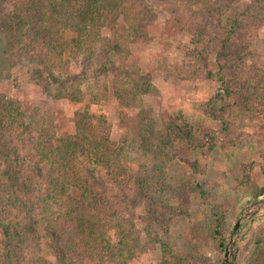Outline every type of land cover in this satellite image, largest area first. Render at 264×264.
Wrapping results in <instances>:
<instances>
[{
	"label": "trees",
	"instance_id": "16d2710c",
	"mask_svg": "<svg viewBox=\"0 0 264 264\" xmlns=\"http://www.w3.org/2000/svg\"><path fill=\"white\" fill-rule=\"evenodd\" d=\"M173 1L168 10L175 24L203 38L201 26L209 23L207 17L202 23L188 20ZM231 2L219 0L217 12L230 11ZM148 10L141 0H0V81L8 78L3 63L15 60L43 89L53 87L57 98H79L84 93L80 85L94 83L91 104L107 100V79L112 74L113 96L119 106L140 104L138 80L134 87L125 88L117 76L141 75V69L116 63L119 50L113 34L117 26L125 30L134 25L137 33L143 31L137 24L145 20ZM261 10L264 0H250L246 9L230 15L229 28L220 39L214 58L220 85L200 104L204 115L220 122L219 132L190 123L180 111L164 112L158 149L183 141L212 151L214 139L228 137L226 109L237 106L243 114L249 111L252 100L264 89L258 70L247 65ZM103 28L109 33L101 34ZM204 41L212 42L208 37ZM186 53L187 58L176 65L177 74L198 75L201 60L206 62L204 51L197 49L196 56L193 51ZM90 104L75 111L73 133L58 135L54 114L40 106L24 111L20 100L0 88V264H46L40 255L41 239L55 264H126L149 248L135 224L140 198L156 201L173 194L184 205L186 190L202 197L206 194L199 183L188 187L184 182L163 184L156 171L142 166L133 169L124 147L110 138L111 124L104 115L91 111ZM151 123V117L141 116L133 126L144 150L150 146ZM197 165L190 163L194 170ZM263 191L264 187L257 188L254 195ZM180 211L187 214L184 208ZM210 218L211 235L222 251L229 231L225 208L215 203ZM262 242L260 237L255 241L248 264H264ZM162 251L160 264L183 259L172 260L165 247ZM185 259L187 264H206L196 249Z\"/></svg>",
	"mask_w": 264,
	"mask_h": 264
},
{
	"label": "rangeland",
	"instance_id": "374dc122",
	"mask_svg": "<svg viewBox=\"0 0 264 264\" xmlns=\"http://www.w3.org/2000/svg\"><path fill=\"white\" fill-rule=\"evenodd\" d=\"M141 2L149 9L145 20L137 24L138 27L143 26L144 30L137 33L134 25L125 30L117 26L113 34V44L119 50L116 63L123 61L141 69V75L134 74L135 77H127L124 73L117 76L120 87L125 88L134 87L138 80L142 89L140 104L119 106L113 96L112 74L107 79L110 93L105 101L90 104L89 95L90 91L95 90L94 83L81 84L80 89L84 93L79 98H57L52 94L53 87L43 89L31 79L26 67L15 60L3 63L8 78L0 81V88L8 96L20 100L24 111L29 112L33 106H40L54 114V129L58 135L74 132L75 111L89 103L91 111L104 115L109 121L110 138L124 147L125 157L133 169L139 166L152 169L163 184L184 182L188 187L192 183H199L203 187L206 193L203 197L197 191L186 190L184 205H180L173 194H166L164 200L156 201L140 198L134 210L135 224L141 229L149 248L129 259L126 264H160L163 247L167 249L166 253H171L172 260L183 257L176 264H187L185 258L194 249L206 264H223L225 247L220 251L217 239L211 235L210 212L215 203L226 210L225 222L229 226L226 246L238 215L244 207L264 195V191L254 195L257 188L264 187V89L252 100L245 114L237 106L226 109L225 117L230 122L228 137L226 139L220 135L214 139L212 151L190 147L183 141H177L172 148L164 150L158 149L157 145L164 127V112L180 111L190 123L219 132L220 122L204 115L200 104L220 85L215 74L218 66L214 58L221 46L220 39L224 38L229 28L230 15L246 9L250 0H232L233 7H228L230 11L227 12H217L220 10L219 0H176L179 11L188 20L198 19L202 23L207 17L209 23L201 26L204 28L203 38L175 24L168 10L173 0ZM259 15L261 23L251 43L253 55L247 65L258 70L264 87V10ZM106 33H109L108 29L103 28L101 34ZM207 37L211 43L204 41ZM197 49H202L206 55V62L201 60L197 70L198 75H178L176 65L187 58L186 51H193L192 55L196 56ZM92 65H97V62ZM71 68L77 71L76 63ZM208 71L212 75L207 74ZM141 116L152 118L148 150L139 146L134 133V123ZM194 161L198 163L196 170L190 166ZM181 208L186 209L187 214L182 213ZM259 237L263 240L261 246L264 248V208L249 225H246V220L242 223L240 246L234 264H248ZM40 248V255L46 264H55L45 239H41Z\"/></svg>",
	"mask_w": 264,
	"mask_h": 264
},
{
	"label": "water",
	"instance_id": "95a60500",
	"mask_svg": "<svg viewBox=\"0 0 264 264\" xmlns=\"http://www.w3.org/2000/svg\"><path fill=\"white\" fill-rule=\"evenodd\" d=\"M264 208V195L263 197L254 200L249 205L244 207L243 211L238 215L235 223L233 224L227 243L224 250L223 264H234L239 249V241L242 232V223L246 220V225H249L258 212Z\"/></svg>",
	"mask_w": 264,
	"mask_h": 264
}]
</instances>
